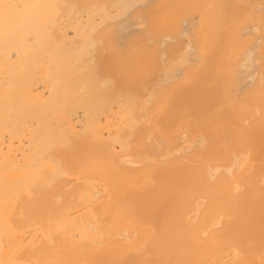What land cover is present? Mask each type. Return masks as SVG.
<instances>
[{
  "label": "bare ground",
  "instance_id": "obj_1",
  "mask_svg": "<svg viewBox=\"0 0 264 264\" xmlns=\"http://www.w3.org/2000/svg\"><path fill=\"white\" fill-rule=\"evenodd\" d=\"M0 264H264V0H0Z\"/></svg>",
  "mask_w": 264,
  "mask_h": 264
},
{
  "label": "rangeland",
  "instance_id": "obj_2",
  "mask_svg": "<svg viewBox=\"0 0 264 264\" xmlns=\"http://www.w3.org/2000/svg\"><path fill=\"white\" fill-rule=\"evenodd\" d=\"M142 9H143L142 11H145L146 7H142ZM186 12H188V11H186ZM186 12L183 15L181 14L180 25H179V27H180V36L182 37V39L185 42L188 40V38L191 37V34L193 33V31L198 29L199 21H200V19L198 17H194L193 15H191L192 12H188V13H186ZM130 13H131V11H128L127 15H129ZM118 20L119 19H117L116 21H118ZM126 26H129V25H127V23H123V24H120L119 27L117 28V38L119 39L121 44L127 42V40L129 38H130V40H132L135 37V36H132L133 35L132 28L131 27H126ZM140 34H141V37H140L141 40L148 39L152 43H154L156 41L155 37H153L152 40L149 39V36L151 34H147L145 32H141ZM190 43H191V47L193 49V51H191V52L193 53V58H194V55L197 52L199 53V44L196 41H193V42H190ZM190 56H191V54H190ZM193 58H190V59H193ZM197 62H198V57H197L196 61H193L189 65V67L196 66ZM193 133L194 134L192 136H189V138L186 139L188 145H190V144L193 145V143H195V141H197L199 139L200 135H201L199 132H193ZM201 137H203V136H201ZM192 145H190V146H192ZM183 146H184V144H183Z\"/></svg>",
  "mask_w": 264,
  "mask_h": 264
}]
</instances>
